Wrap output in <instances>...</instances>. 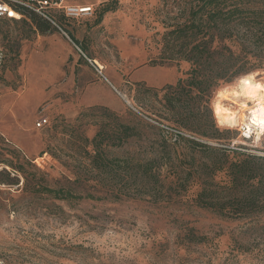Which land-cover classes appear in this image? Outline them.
Here are the masks:
<instances>
[{
	"label": "rangeland",
	"instance_id": "obj_1",
	"mask_svg": "<svg viewBox=\"0 0 264 264\" xmlns=\"http://www.w3.org/2000/svg\"><path fill=\"white\" fill-rule=\"evenodd\" d=\"M5 1L49 21L55 31L44 38L62 33L73 43L70 56L86 65L87 60L95 61L93 66H100L102 75L94 67L92 73L103 81L108 78L118 90L113 95L119 101L100 92L98 101L106 108L83 107L78 101L81 89H64L71 77L64 74V68L55 75L38 76L35 69L27 72L25 65L43 54L45 43L42 38L37 42L39 34L18 13L15 20L0 19V48L5 54L0 101L21 105L11 108L21 122L31 118V125L23 123L17 139L0 134V259L5 264H264V216L227 220L198 209L190 202L196 186L175 203L151 204L147 198L117 202L74 198L104 196L96 193L93 183L76 181L81 171L90 172V142L101 126L107 134L114 131V123L134 126L139 133V138L122 147L107 149L109 158L122 159L133 153L139 159L157 158L159 164H167L162 141L176 148H170L172 159L189 156L187 146L176 143L177 128L160 119L164 112L159 91L185 79L190 70L186 62L162 58L168 53L163 35L187 19L193 0ZM106 4L113 11L101 14ZM259 8L264 10V6ZM81 9L90 11L80 13ZM78 74L82 86L85 79L81 71ZM249 74L264 89L263 62L260 69L220 85L205 104L224 132L219 140L184 137L264 158V132L257 135L259 130L252 125L249 139L242 132L246 127L242 118L250 124L248 110L254 100L235 94L239 80ZM49 75V81L41 85ZM96 88L103 92L107 87ZM217 104L238 113L239 122L220 124L214 114ZM41 119L47 123L37 128ZM163 172L173 176L169 170ZM214 181H225L224 173L216 174ZM41 188L69 190L74 197L59 200Z\"/></svg>",
	"mask_w": 264,
	"mask_h": 264
},
{
	"label": "trees",
	"instance_id": "obj_2",
	"mask_svg": "<svg viewBox=\"0 0 264 264\" xmlns=\"http://www.w3.org/2000/svg\"><path fill=\"white\" fill-rule=\"evenodd\" d=\"M259 6H264V0H193L187 19L163 35L168 53L162 59L190 65L185 79H178L174 85H166L159 91L163 93L160 102L164 112L160 119L177 128L175 141L187 146V159L181 160L179 156L172 159L170 148H176L165 141L161 143V152L167 164H159L157 158L139 159L133 153L122 159L109 158L107 149L120 148L139 138L134 126L114 123L111 134L101 126L91 140L90 172L81 171L76 178L77 182L93 183L96 193L103 197L95 198L92 194L74 197L64 189L41 190L59 200L74 197L117 202L147 198L151 204H161L175 203L190 187L196 186L190 202L198 209L227 220L264 216L263 157L214 148L184 137L219 140L224 132L217 128L205 104L220 85L262 67L264 10ZM12 8L39 35L55 31L49 21L31 10ZM110 11L113 8L106 4L101 14ZM163 169L171 171L173 176L163 174ZM218 173H224L225 181H214Z\"/></svg>",
	"mask_w": 264,
	"mask_h": 264
},
{
	"label": "crops",
	"instance_id": "obj_3",
	"mask_svg": "<svg viewBox=\"0 0 264 264\" xmlns=\"http://www.w3.org/2000/svg\"><path fill=\"white\" fill-rule=\"evenodd\" d=\"M46 34L47 33L40 35L41 37L37 35V38H38L37 42H40L39 39L42 38L41 41L45 43L44 45L45 51L41 55H39L38 53H35L36 55H39V56L37 58L33 57L32 59H29V61L25 65V70L27 72L32 71L33 73L35 69V71H37L38 73L37 74L38 76H42L45 74L55 75V74H60L61 69L64 68L63 69L64 74L71 75V77H69L68 81L66 82L64 89L66 90V89L71 88L74 91H77V89H81V96L78 101H79V104L81 103V105H83V107H87V108L104 107L103 104L99 103L98 101L100 92L101 94H109L112 98L118 100L113 95L114 94L113 91L116 93L118 90L117 88H115V86L110 81H108V78L105 77L104 78L105 82H104L102 79L97 78L92 73V71L94 72L93 63L95 61L87 60L89 64L86 65L83 62L82 64L81 61H79V58L76 59L75 57L70 56L69 48L71 45L73 46V43H71V41H66L61 36L62 33L58 34L54 32V34L53 33L51 35L49 34L50 37L44 38V35ZM37 59H39L40 62L37 63L38 61ZM69 59H73V61L69 62V65H68L67 62ZM150 69L151 68H144V70H150ZM157 69L162 70L160 68H157ZM80 71L83 74L82 77L85 79L84 83H82V86H80V80L82 79H80V76L78 74V72L80 73ZM168 72L171 73L172 71H168ZM90 73H92L91 76H88V74ZM49 79H50V75L45 80H42L40 84L42 85L44 82L49 81ZM97 85L98 86L103 85L107 88L105 91L102 92L96 88ZM3 103L4 101H0V134H3L4 136L8 137L11 140L17 139L19 131H22L23 123L26 125L30 124L31 118L27 119L25 117L21 122V119L18 120L11 110L13 106H21V105H18V104L9 105V104H3ZM25 104H22V105L24 106ZM32 107L33 106L30 107L31 116L33 114ZM119 109H120V102H119V107L118 109H116V111H119Z\"/></svg>",
	"mask_w": 264,
	"mask_h": 264
},
{
	"label": "bare ground",
	"instance_id": "obj_4",
	"mask_svg": "<svg viewBox=\"0 0 264 264\" xmlns=\"http://www.w3.org/2000/svg\"><path fill=\"white\" fill-rule=\"evenodd\" d=\"M12 16L17 18V15L15 14H13ZM248 76H250V74ZM251 76L243 77L239 80V92L236 91L235 94L237 97L254 100L253 107L248 110L250 115V124H246L244 122V117L242 118V123L246 125V127H248V130L250 128V125H252V127H256L259 130V133L257 135H259L260 133L264 132V89L258 83H253L251 81ZM214 114L219 119L220 124L235 126L241 119V116L237 115L238 113H231L226 108H222L218 104L214 107Z\"/></svg>",
	"mask_w": 264,
	"mask_h": 264
},
{
	"label": "built area",
	"instance_id": "obj_5",
	"mask_svg": "<svg viewBox=\"0 0 264 264\" xmlns=\"http://www.w3.org/2000/svg\"><path fill=\"white\" fill-rule=\"evenodd\" d=\"M89 11L90 9H81L79 12L87 13ZM13 14L18 15L17 12L10 6L9 3H7L5 0H0V19L1 18H7V19H12V20L17 19L14 16H12ZM4 60H5V54L3 50L0 48V71L4 63ZM94 68L99 75H102V68L100 66L97 65ZM46 123H47L46 119H41L40 121L37 122L36 127L40 128L44 126ZM250 131L251 130H248L247 127L242 128L243 135L245 136L246 139L250 138V135H251ZM0 264H5V262L0 259Z\"/></svg>",
	"mask_w": 264,
	"mask_h": 264
}]
</instances>
